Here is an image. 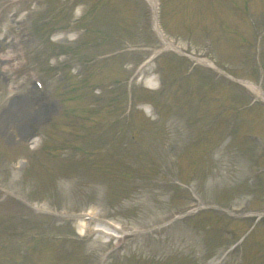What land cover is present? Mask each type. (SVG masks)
<instances>
[{
    "label": "rangeland",
    "instance_id": "1",
    "mask_svg": "<svg viewBox=\"0 0 264 264\" xmlns=\"http://www.w3.org/2000/svg\"><path fill=\"white\" fill-rule=\"evenodd\" d=\"M161 1L163 22L169 27L170 34L177 33L174 40L182 49L195 57L208 54L217 57L229 72L262 85L264 91V66H260L264 62V54L258 53L257 48L264 45L263 21L255 29L245 26L244 30L249 36L261 35L262 42L258 44L260 38L257 37L250 45H240L237 41V48L233 42L226 43V37L219 35L218 29H214V34L202 30L204 24L212 27L209 22L200 21V17L204 18L203 14L215 11L226 17L231 15L222 5L218 8L219 3H202L206 4L202 13L191 0ZM255 2L242 0L251 27L250 13L254 11L250 9L255 7ZM135 8V3L130 0H33L30 3L0 0L1 205L7 206L5 202H40V205L51 209L47 204L52 202L65 211L90 209L96 212V209H101L100 213L104 212V216L128 226L152 223L159 220L171 205L183 206L198 200L222 202L233 208L236 214L248 210L250 202L251 207L257 206L258 210L264 211V104L261 94L247 84L236 85L221 76L215 77L199 64H196L199 67L193 70L190 80H181L177 75L184 74L198 62L183 51L179 53L170 47L165 48V53L151 60L148 66L141 65L145 74L153 71L148 70L149 67L158 74L160 88L159 93L156 92L159 95L154 99L158 101L160 114L158 112L156 118H152L144 109H138V122H143L136 123L134 132H131V124H127V120L115 119L117 107L122 109L127 103L126 95H118L122 90L110 92L117 71L105 73L95 63L89 66L87 59L88 55H97L109 49L119 51L125 44L123 35L132 42H146L144 46L135 45L142 48L137 50L139 53L130 49L119 58L128 68L125 76L132 77L140 67V61L149 56L145 52L153 53L152 49L162 46L139 26L141 17L135 15ZM261 8L264 12V4ZM25 17L30 19L25 22ZM134 17L137 23L134 21V26L137 27L133 29L129 26ZM44 19L47 23L51 22L40 28ZM55 30H66L77 39L63 37L53 40L50 33ZM223 42L229 49L222 46ZM79 65L83 70L81 81L89 82L87 96L83 102L75 95L68 104L77 106L75 109L80 113L84 104H92L95 113L92 116L86 114L84 119L70 116V121L78 122L74 127H66L69 133L45 136V123L56 106L51 105L48 110L52 101L48 93L50 89L41 90L35 82L39 80L45 88L60 86L64 83L63 79L60 80L61 67L71 70L72 66L78 68ZM158 69L161 73L157 72ZM175 76L177 81L168 84L175 81ZM57 77L58 81L55 80ZM137 77L138 74L132 83L138 86L137 96L143 97V104L147 105L152 95H146L150 92L142 82L137 81ZM95 82L105 86H93ZM189 88L192 97L183 94ZM115 96L123 97L110 103ZM63 110L62 105L59 111L64 113ZM98 110H102L100 114H97ZM51 132L55 134L53 130ZM37 134L43 135V143L48 138L45 141L47 150L32 153L28 146L30 139ZM57 139L60 141L54 145L60 143L78 148L75 158L69 157L73 163L77 157L84 159L86 154H97L102 161H97L92 167L85 166L80 171L60 156L63 162L60 166L57 157L52 158L49 152ZM124 150L143 153L145 159L131 165L129 160L134 153L128 154V160ZM20 159L28 162L17 167ZM89 167L92 170L86 173ZM143 173H152L154 177L143 178L140 175ZM155 174L162 179L155 178ZM180 178L189 181L190 190L187 186H176ZM50 183L49 187H45ZM9 208H0V244L3 243L2 231L7 226L10 228V223L16 219L13 213H20L26 223L21 227L23 231L15 237V244L0 250V264H91L95 256L105 250V238H91L87 231L83 232L82 224L76 219L66 223L59 221L61 224L55 229L66 237L68 232H74L76 236L72 237V244L49 237L36 239L31 235L35 232L47 233L53 215H37L31 210L29 213L25 210L15 212ZM207 215L216 216L211 212ZM30 217H38L41 226L36 225L35 229L31 228V233L24 235L25 229L30 228L33 222ZM262 219L261 222H264V217ZM227 223L224 220L214 223L216 232H208L205 240L198 233L186 229L184 223L168 234H152L139 243L131 239L121 255L122 264H203V260H211L221 249V243L230 238L228 233H222ZM196 226L200 227L199 223ZM16 231L10 233L15 234ZM257 238H264V228ZM255 250L249 248V257ZM232 256L228 258L231 261L225 264L239 263Z\"/></svg>",
    "mask_w": 264,
    "mask_h": 264
}]
</instances>
